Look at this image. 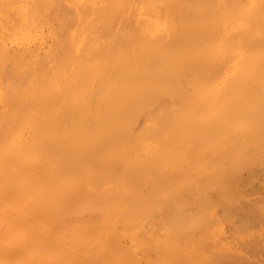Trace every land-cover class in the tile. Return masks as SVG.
Returning <instances> with one entry per match:
<instances>
[{
	"label": "bare ground",
	"instance_id": "bare-ground-1",
	"mask_svg": "<svg viewBox=\"0 0 264 264\" xmlns=\"http://www.w3.org/2000/svg\"><path fill=\"white\" fill-rule=\"evenodd\" d=\"M225 219L264 226V0H0V264H264Z\"/></svg>",
	"mask_w": 264,
	"mask_h": 264
},
{
	"label": "rangeland",
	"instance_id": "rangeland-1",
	"mask_svg": "<svg viewBox=\"0 0 264 264\" xmlns=\"http://www.w3.org/2000/svg\"><path fill=\"white\" fill-rule=\"evenodd\" d=\"M254 182H255V181H254ZM234 218H235V217H234ZM234 218H233V219H234ZM233 219H225V221H226V220H228V221L231 220V221H229V223H228V222H222V223H221V226H222V224H223V227L226 228V229L223 228V230L225 231V232H224V235H225V236H228V237L230 236L229 238H231V237H233V235L235 236L236 234L239 233L238 231H236L235 233L232 231L234 234L231 233V229L234 230L233 227H230V226H231V223H232V225H233V222H232ZM234 220H235V219H234ZM223 221H224V220H223ZM235 221H236V220H235ZM236 222H237V221H236ZM225 223H226V224L228 223V225H226ZM234 223H235V222H234ZM255 224H257V223H255ZM251 225H252V224H251ZM251 225H248V226L251 227ZM260 225H261V224H259V225L257 224V226H256V225L254 226V224H253V226H254L255 228L257 227V230L259 229L258 226H260ZM250 227H249V228H250ZM254 227H253V228L251 227V228H252L251 230L247 227V228H246V230L248 231L247 233H246V231H243V234H242V233H239V237H238V235H236V236L238 237V239L244 238V236H245V238H247L248 236H249V238H250L252 235H255V236H252V237H259V235H260L259 232H260V230H262V229L264 230V228H263L264 226L261 225V226H260L261 229H259L258 231L255 230V232H253V231H254L253 229H255ZM220 228H221V227H220ZM229 228H231V229H229ZM248 229H249V230H248ZM238 230H239V229H238ZM237 232H238V233H237ZM240 232H242V230H241ZM228 233H230V234H228ZM231 235H232V236H231ZM242 235H244V236H242ZM237 237H236V240H235L234 242L237 241ZM252 237H251V238H252Z\"/></svg>",
	"mask_w": 264,
	"mask_h": 264
}]
</instances>
